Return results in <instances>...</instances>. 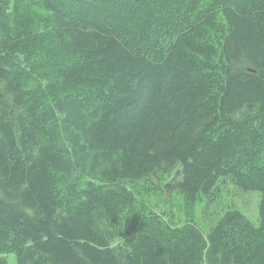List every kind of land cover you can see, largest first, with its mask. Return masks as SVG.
Instances as JSON below:
<instances>
[{
    "label": "trees",
    "instance_id": "16d2710c",
    "mask_svg": "<svg viewBox=\"0 0 264 264\" xmlns=\"http://www.w3.org/2000/svg\"><path fill=\"white\" fill-rule=\"evenodd\" d=\"M225 178L260 193L256 223L232 211L204 236L139 201L141 181L194 203ZM9 255L264 264V0H0Z\"/></svg>",
    "mask_w": 264,
    "mask_h": 264
},
{
    "label": "rangeland",
    "instance_id": "374dc122",
    "mask_svg": "<svg viewBox=\"0 0 264 264\" xmlns=\"http://www.w3.org/2000/svg\"><path fill=\"white\" fill-rule=\"evenodd\" d=\"M28 94L39 102L35 89L31 86ZM156 179L148 182H140L139 191L147 198L139 199L145 209H152L156 213L162 214L165 221L177 225L193 222L198 226L205 236L211 227L228 212L237 211L252 223L257 222L258 208L261 195L258 192H242L229 179L221 180L209 197L201 196L194 202H185L178 192L172 195L165 194L164 187L160 188ZM8 264H16L14 255L7 257Z\"/></svg>",
    "mask_w": 264,
    "mask_h": 264
},
{
    "label": "clouds",
    "instance_id": "9594fccd",
    "mask_svg": "<svg viewBox=\"0 0 264 264\" xmlns=\"http://www.w3.org/2000/svg\"><path fill=\"white\" fill-rule=\"evenodd\" d=\"M119 232L112 234L108 240V246L112 249H119L123 247L124 239L118 235Z\"/></svg>",
    "mask_w": 264,
    "mask_h": 264
}]
</instances>
